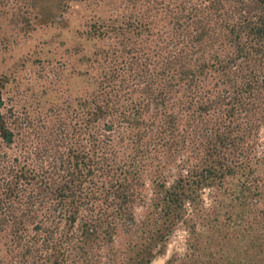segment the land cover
Returning <instances> with one entry per match:
<instances>
[{
    "label": "trees",
    "instance_id": "obj_1",
    "mask_svg": "<svg viewBox=\"0 0 264 264\" xmlns=\"http://www.w3.org/2000/svg\"><path fill=\"white\" fill-rule=\"evenodd\" d=\"M58 2L109 11L80 94L0 171V264H149L179 225L162 264H264V0Z\"/></svg>",
    "mask_w": 264,
    "mask_h": 264
},
{
    "label": "rangeland",
    "instance_id": "obj_2",
    "mask_svg": "<svg viewBox=\"0 0 264 264\" xmlns=\"http://www.w3.org/2000/svg\"><path fill=\"white\" fill-rule=\"evenodd\" d=\"M106 11L104 4L86 2H73L62 12L58 0H0V75L11 76L1 111L9 114L10 108L12 120L30 121L22 129L23 139L10 145L0 139V171L20 154L22 140L35 149L38 124L51 107H63L80 94L84 80L79 71L86 68L81 58L101 43L84 38L85 19ZM259 136L264 150V126ZM185 238L179 225L165 253L149 264H162L173 252L182 254Z\"/></svg>",
    "mask_w": 264,
    "mask_h": 264
}]
</instances>
